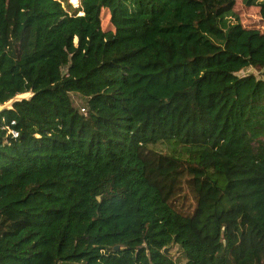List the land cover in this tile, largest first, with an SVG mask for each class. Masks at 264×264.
<instances>
[{
    "label": "trees",
    "instance_id": "obj_1",
    "mask_svg": "<svg viewBox=\"0 0 264 264\" xmlns=\"http://www.w3.org/2000/svg\"><path fill=\"white\" fill-rule=\"evenodd\" d=\"M236 4L0 0V105L28 95L0 264H264V32Z\"/></svg>",
    "mask_w": 264,
    "mask_h": 264
},
{
    "label": "rangeland",
    "instance_id": "obj_2",
    "mask_svg": "<svg viewBox=\"0 0 264 264\" xmlns=\"http://www.w3.org/2000/svg\"><path fill=\"white\" fill-rule=\"evenodd\" d=\"M69 2L73 7H77L80 3V0H69ZM235 11L238 16L239 22L243 27L258 29L259 31L264 32V22L261 21L260 15L258 13V9H256L255 7H246L241 2V0H237ZM250 74L259 77L258 71H256L253 68L244 69L240 71L237 75L243 77ZM27 97L28 95L25 96L19 95L16 98L21 100L22 98H27ZM71 99L75 107H81L79 98L73 96ZM191 201H192V205H194V200L192 199ZM167 253L170 254V256H172V258L175 259L176 264L184 263V259L181 256V254H179V251L176 247L167 249Z\"/></svg>",
    "mask_w": 264,
    "mask_h": 264
},
{
    "label": "water",
    "instance_id": "obj_3",
    "mask_svg": "<svg viewBox=\"0 0 264 264\" xmlns=\"http://www.w3.org/2000/svg\"><path fill=\"white\" fill-rule=\"evenodd\" d=\"M16 97L13 98L12 100H10L9 102H7V103H5L3 105H0V113L4 112L6 110L12 109L13 103L19 101V99H17ZM114 250L117 251L118 250V246H115ZM164 253H167V249H164Z\"/></svg>",
    "mask_w": 264,
    "mask_h": 264
},
{
    "label": "built area",
    "instance_id": "obj_4",
    "mask_svg": "<svg viewBox=\"0 0 264 264\" xmlns=\"http://www.w3.org/2000/svg\"><path fill=\"white\" fill-rule=\"evenodd\" d=\"M81 110H83V109H81ZM8 129V128H7ZM8 133L13 137V138H16L17 137V133H15L14 131H12V130H9L8 129Z\"/></svg>",
    "mask_w": 264,
    "mask_h": 264
}]
</instances>
